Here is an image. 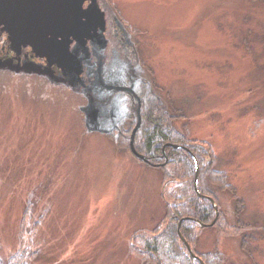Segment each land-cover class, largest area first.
<instances>
[{
  "label": "rangeland",
  "instance_id": "obj_1",
  "mask_svg": "<svg viewBox=\"0 0 264 264\" xmlns=\"http://www.w3.org/2000/svg\"><path fill=\"white\" fill-rule=\"evenodd\" d=\"M78 3L107 44L101 81L126 89L100 84L91 19H66L67 35L37 34L38 46L0 22V254L27 244L29 264H153L130 242L165 224L162 196L182 175L165 144L151 162L142 145L146 110L162 107L181 109L176 129L209 143L244 201L236 213L212 186L227 224L198 228L195 248L218 249L222 264H264V0ZM138 117L132 143L152 165L130 148ZM242 222L255 233L251 254L235 232Z\"/></svg>",
  "mask_w": 264,
  "mask_h": 264
},
{
  "label": "trees",
  "instance_id": "obj_2",
  "mask_svg": "<svg viewBox=\"0 0 264 264\" xmlns=\"http://www.w3.org/2000/svg\"><path fill=\"white\" fill-rule=\"evenodd\" d=\"M160 108L154 107L146 110L142 145L151 162L153 157L161 158L165 143L180 144V147L165 145L164 150L170 159L169 165L180 170L182 175L178 176L181 178L180 182L175 183L162 196L165 200L163 201L164 217H168L165 224L162 227H153V230L133 232L130 242L131 250L139 254L146 262L153 264H202L201 260L193 254L199 256L204 264H222L223 255L218 249L198 251L193 243L194 239L197 240L198 228L203 227L200 224H208L214 219L215 202L219 215L215 223L209 226L213 229L221 220L225 225L227 224L221 210L219 212V201L212 186L223 190L227 189L235 203L236 213H242L244 201L239 196L237 188L228 180L227 173L220 168L218 159L209 143L204 142V146L198 147L200 144L185 140L187 131L181 132L176 129L174 118L185 116L181 109H175L171 113ZM186 142L189 144L192 142L190 150H185L182 146ZM195 158L200 163L196 187L194 186ZM164 217H161L162 221H164ZM250 225L247 222H242L235 230V232L238 230L239 233L241 232L240 243L247 254H251L250 236L252 234L255 236V233H252L251 230L240 231V228L246 229ZM179 233L190 244L192 252L188 251ZM35 251L30 245L24 244L11 254L4 256L0 254V264H29L30 257L36 255Z\"/></svg>",
  "mask_w": 264,
  "mask_h": 264
},
{
  "label": "water",
  "instance_id": "obj_3",
  "mask_svg": "<svg viewBox=\"0 0 264 264\" xmlns=\"http://www.w3.org/2000/svg\"><path fill=\"white\" fill-rule=\"evenodd\" d=\"M79 3L78 0H0V22H4L6 24L7 30L9 33L12 34H25L29 33L28 36H25L26 38H29L31 41L30 43L35 44L38 46V41L34 38L37 34L46 35V33L53 34V39H48V42H55V34L58 32L59 34L62 33L61 36L67 35L68 29L64 25V21L67 19L69 21V18L72 20H75V18L79 17H87L92 20L94 24V36L97 34V29L99 27V21L96 14H94V11H91L89 9H78ZM49 23L48 30L45 29L43 31V25ZM63 28V30H62ZM73 32V30H72ZM44 38V37H42ZM61 44L60 46H63L64 44L62 40L59 41ZM41 45V44H40ZM66 45V44H65ZM35 47V46H34ZM41 46H39L40 48ZM37 49V47H36ZM62 51V50H60ZM45 53H52L49 50L44 51ZM62 55V54H60ZM63 58L66 57L63 53ZM94 111H90L89 114V122L92 125V127L99 131H104L103 129L99 128L93 118ZM140 124V117H138V121L135 125V127L132 129L131 136H130V148L133 154H135L136 157L142 159L143 161L148 162V159L138 151L133 146V136L136 131V129L139 127ZM165 145H172L175 147H178L177 144L167 142ZM195 164H196V172H195V178H194V186L196 187V180L198 176V161L195 158ZM199 195H201L199 193ZM212 200V197H210ZM214 208L216 211L214 219L208 223V224H200L202 226L204 225H212L216 218L218 217V211H217V205L214 203ZM181 221V220H180ZM179 236L183 243L186 245L189 252H192V248L190 244L184 239V237L179 233ZM196 258H199L201 260V263H203L202 259L193 254Z\"/></svg>",
  "mask_w": 264,
  "mask_h": 264
},
{
  "label": "flooded vegetation",
  "instance_id": "obj_4",
  "mask_svg": "<svg viewBox=\"0 0 264 264\" xmlns=\"http://www.w3.org/2000/svg\"><path fill=\"white\" fill-rule=\"evenodd\" d=\"M98 30H99V27L97 29V32H98ZM93 33H94V30L92 32V38H93L94 43H96L97 45H99L101 47V49H102L100 51V53H99V56H98V63H97V70H96L97 75H99V78L98 79H99L100 84L103 85V86L105 85V87H107L108 89H111V90H114V89H126L125 87H123L121 85H111V84H107V83H104L103 81H101V79H102L101 78L102 77V72H103V58L105 57V54H106V51H107V44L105 42L99 40L97 38V35L94 36ZM136 100H137V107H138L139 104H141V102H139L138 98ZM136 112H137V115H138V110ZM136 123H135V125H136Z\"/></svg>",
  "mask_w": 264,
  "mask_h": 264
},
{
  "label": "bare ground",
  "instance_id": "obj_5",
  "mask_svg": "<svg viewBox=\"0 0 264 264\" xmlns=\"http://www.w3.org/2000/svg\"><path fill=\"white\" fill-rule=\"evenodd\" d=\"M63 46H61V48H62ZM56 56H58V57H60L61 55L60 54H55ZM55 56V58L52 60V63L53 64H56L57 66H59L60 68H61V71H62V69H63V67H64V65L63 64H61V62H60V59L58 58V57H56ZM63 65V66H62ZM58 103V100H56L55 101V103Z\"/></svg>",
  "mask_w": 264,
  "mask_h": 264
}]
</instances>
